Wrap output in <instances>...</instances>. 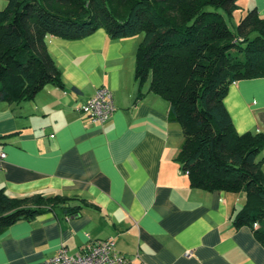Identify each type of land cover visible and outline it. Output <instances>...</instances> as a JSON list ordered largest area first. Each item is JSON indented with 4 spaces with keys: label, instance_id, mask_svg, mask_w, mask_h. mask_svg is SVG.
Returning <instances> with one entry per match:
<instances>
[{
    "label": "crops",
    "instance_id": "1",
    "mask_svg": "<svg viewBox=\"0 0 264 264\" xmlns=\"http://www.w3.org/2000/svg\"><path fill=\"white\" fill-rule=\"evenodd\" d=\"M237 4L234 14L255 7L264 17V0ZM141 39H111L104 28L78 39L51 35L64 86L0 101V189L13 197L61 194L67 206H81L11 225L0 234V264H46L62 247L77 253L109 237L134 264H264L254 231L233 223L245 194L192 187L177 161L182 126L169 119V102L149 81L135 78ZM100 87L115 103L104 123L81 110ZM225 105L239 133L264 132V77L232 83Z\"/></svg>",
    "mask_w": 264,
    "mask_h": 264
},
{
    "label": "trees",
    "instance_id": "2",
    "mask_svg": "<svg viewBox=\"0 0 264 264\" xmlns=\"http://www.w3.org/2000/svg\"><path fill=\"white\" fill-rule=\"evenodd\" d=\"M238 0H7L0 9V101L33 99L63 87L51 35L78 39L104 28L111 39L141 35L135 78L165 98L184 140L177 156L192 187L244 193L233 218L264 245V132L239 133L225 105L232 83L264 77V17L247 11L235 30ZM143 95L139 93L137 99ZM61 194L13 197L0 189V234L20 220L64 207Z\"/></svg>",
    "mask_w": 264,
    "mask_h": 264
},
{
    "label": "built area",
    "instance_id": "3",
    "mask_svg": "<svg viewBox=\"0 0 264 264\" xmlns=\"http://www.w3.org/2000/svg\"><path fill=\"white\" fill-rule=\"evenodd\" d=\"M81 110L91 121L104 123L115 111L113 93L106 87H100L96 93L86 100ZM6 158V153H0V169ZM191 256L189 250L186 254ZM46 264H134L133 261L115 252V239H99L90 241L77 253H69L62 247L55 255L46 260Z\"/></svg>",
    "mask_w": 264,
    "mask_h": 264
},
{
    "label": "rangeland",
    "instance_id": "4",
    "mask_svg": "<svg viewBox=\"0 0 264 264\" xmlns=\"http://www.w3.org/2000/svg\"><path fill=\"white\" fill-rule=\"evenodd\" d=\"M0 1H3L4 2V6L2 7V8H4L6 5H7V0H0ZM253 8H255V7H253ZM253 8H251V9H253ZM238 9V8H237ZM250 10V9H249ZM247 13V12H246ZM245 13V14H246ZM244 14V15H245ZM226 18H227V22H228V25L230 26V28L232 29V30H235L236 29V26H237V24L239 23V21H240V19L242 18V15H241V13H233V16H228V15H226ZM264 155V150H262V152L260 153V155H259V159L260 158H262V156ZM263 170H264V165H263Z\"/></svg>",
    "mask_w": 264,
    "mask_h": 264
}]
</instances>
